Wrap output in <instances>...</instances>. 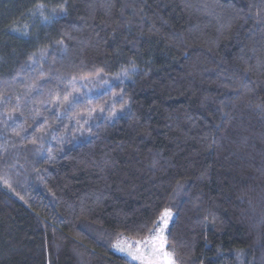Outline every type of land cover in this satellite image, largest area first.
Wrapping results in <instances>:
<instances>
[{"label":"trees","instance_id":"16d2710c","mask_svg":"<svg viewBox=\"0 0 264 264\" xmlns=\"http://www.w3.org/2000/svg\"><path fill=\"white\" fill-rule=\"evenodd\" d=\"M166 209L176 264H264V0H0V264H138Z\"/></svg>","mask_w":264,"mask_h":264},{"label":"rangeland","instance_id":"374dc122","mask_svg":"<svg viewBox=\"0 0 264 264\" xmlns=\"http://www.w3.org/2000/svg\"><path fill=\"white\" fill-rule=\"evenodd\" d=\"M133 71H134V69H128V70H123V71L117 72V73L112 74V75L100 74V75L95 76V77H90V78H85L83 80H80V81H78V86H79L78 89L79 90H77V92L75 93V98H73V100L79 99L80 96H82V95L99 94V93H101V91H104V90L110 88L115 82H119L120 80L122 82L123 80L129 79L131 77V74L133 73ZM125 109H126L125 107H123L121 109L115 108L114 114H112L110 116V120L113 121L117 117L118 112L122 113L125 111ZM101 114H102V110L98 109V110H94V111L90 112L89 114L84 116L82 119H80L76 123V126L78 127L79 133L83 134L84 131H87L88 127L91 125V123L93 121H95L97 119V117L101 116ZM165 212L171 213V216L167 218V227L164 229V233H163V235L166 237V241H167L168 231H169V228H170L172 221L175 218L176 212L173 209H166L162 213V216ZM160 226L161 225L158 224L156 227L158 228ZM149 236H147V237H149ZM144 239L136 240V239H131V238H128L125 236L120 237L114 243L113 250L116 253H118V254L124 256L125 258H127V259H129L135 263H138V264H161V262L158 261L157 255L152 252L151 248H149L143 244L138 245L135 243L136 241H143ZM122 248L124 249L123 251L121 250ZM138 248L140 249L139 251H137ZM165 250L171 255V257L174 261V264H176V261L174 259V255L167 248V242H166ZM129 252H131V254H129ZM137 256L140 258H136ZM163 264H166V262H163Z\"/></svg>","mask_w":264,"mask_h":264},{"label":"snow or ice","instance_id":"6c2138e0","mask_svg":"<svg viewBox=\"0 0 264 264\" xmlns=\"http://www.w3.org/2000/svg\"><path fill=\"white\" fill-rule=\"evenodd\" d=\"M171 216L170 212H165L158 222L161 226L154 227L150 230L151 234L149 237L145 238L143 241H136V244H143L149 248H151L152 252L157 255L158 261L163 264H174V261L171 255L165 250L166 247V237L163 235L164 229L167 227V218ZM124 250L123 248L121 249ZM140 249L138 248L137 251ZM131 254V252H129ZM140 258V257H136Z\"/></svg>","mask_w":264,"mask_h":264}]
</instances>
